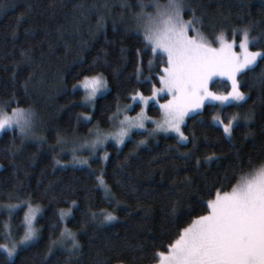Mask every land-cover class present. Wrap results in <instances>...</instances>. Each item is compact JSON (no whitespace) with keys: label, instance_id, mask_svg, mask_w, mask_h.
<instances>
[{"label":"trees","instance_id":"obj_1","mask_svg":"<svg viewBox=\"0 0 264 264\" xmlns=\"http://www.w3.org/2000/svg\"><path fill=\"white\" fill-rule=\"evenodd\" d=\"M158 2L164 5L167 0ZM142 3L145 12L152 10L154 0ZM120 4L121 0H0V108L33 110L41 120L42 137L28 139L17 130L0 136V232L11 217L15 236H21L27 204L41 208L37 219L40 239L35 246L20 251L13 260L0 250V264H41L50 240L63 231L60 212L67 208L72 210L68 227L83 245L79 264H95L97 253L112 257L110 264H156L153 253L165 250L169 237L175 238V227L165 220L164 198H144L145 190L163 192L173 182L183 187L185 178H191L189 198L182 209L191 205L195 211L180 217L182 228L195 216L205 214L197 200L211 198L210 187L225 184L224 191H230L225 175L230 177L234 167L238 175L248 171L246 163L241 170L237 153L245 162L249 158L254 163L264 160V85L258 82L264 60H260L254 71L238 76L247 102L239 106L206 103L182 128L188 143L178 144L174 134L136 131L123 146L110 142L91 156V170L69 164L97 130L114 132L120 119L139 112L141 105L134 103L133 96H151L152 86H160L158 77L165 64L144 50L136 32L135 14L141 11L140 3L127 0L128 7ZM93 5L99 13L91 10ZM192 10L203 19L201 31L210 41L221 33L233 39L232 30L255 25L250 33V40L255 39L251 48L264 51V0H188L184 18L191 19ZM100 15L105 17V26L98 31ZM235 39L240 42V34ZM97 74L106 78L109 89L90 108L83 102L84 91L73 85L86 75ZM211 90L226 95L231 84L216 79ZM250 113L252 119L246 123L244 118ZM88 114L91 118L86 120ZM149 114L160 117V108L152 104ZM233 116L240 118L239 126L228 136L223 126ZM184 152H192V158L186 161L179 155ZM105 154L107 162L100 159ZM210 154L220 159L197 169L196 159L203 161ZM102 172L119 206L115 201L109 204L104 190L97 186L96 177ZM149 207L153 210L151 219L144 221V209ZM101 209L117 220L101 225L103 217L98 215L93 221L89 212ZM141 225L146 227L141 229ZM108 241L117 245L142 243L145 251L137 252L136 259L127 251L117 255L107 251ZM66 255L57 251L50 264H65Z\"/></svg>","mask_w":264,"mask_h":264},{"label":"snow or ice","instance_id":"obj_2","mask_svg":"<svg viewBox=\"0 0 264 264\" xmlns=\"http://www.w3.org/2000/svg\"><path fill=\"white\" fill-rule=\"evenodd\" d=\"M138 2L141 11L135 14L136 32L141 36L144 50H150L153 56H159L165 66L160 69L161 74L158 77L160 86L158 88L155 85L152 86V95L144 97L137 93L132 99L147 105L161 93L170 97L166 103L159 105L162 119L153 121L155 128L149 134L175 133L178 138L177 143L186 144L189 139L182 130L186 117L192 113H198L205 107L206 102L238 106L247 102L248 97L240 91L241 85L237 77L254 71L258 67V61L264 60V51L249 50L250 44L255 43V39L250 40V33L255 25L232 30L231 42L225 38L223 33L214 36L213 41L218 42L219 47H213V41H210L201 31L204 26L203 19L196 16L195 10H192L191 19L184 20L183 15L188 7V0H167L164 5L154 0L155 14L145 13L142 0ZM120 6L128 7L127 0H121ZM103 8L107 9L108 4L104 3ZM91 10L97 13L100 11L95 5ZM104 26L105 17L100 15L96 22V29L102 30ZM190 30L194 33L193 35H189ZM237 34L241 36L238 45L235 39ZM237 47L240 49L239 52L235 50ZM139 53L138 49L137 55ZM152 64L153 61L150 59L148 61L149 71H151ZM137 72L140 73L139 67ZM216 76L226 77L231 82V90L226 95L210 90L209 84ZM258 82L264 85V71L259 75ZM73 87L74 89L82 88L85 93V103H91L98 93L107 89V81L102 74L86 75ZM12 113L13 115L9 116L3 108H0V131L15 126L19 128L22 136H28L33 128L34 113L30 109L20 108L12 109ZM85 119H90V117H85ZM149 119L143 110L134 119L125 117L120 121V130L114 137L116 143L123 144L125 137L130 136L133 128L144 129L145 121ZM213 119L218 123H223L218 117ZM244 119L247 123L252 119V114L250 113ZM239 120L238 116H233L229 123L223 126L224 133L231 136L233 128L239 126ZM109 138L97 130L96 140L91 144L81 145V148H89L91 154L95 155L97 148ZM194 141L193 134L192 142ZM140 143L144 144L146 141ZM179 155L187 161L192 158L193 154L184 152ZM236 155L241 170L246 163L248 171L238 175L234 167L230 177L225 175L224 180L231 185L230 191H224L225 184H221L220 187H215V185L210 187L208 192L211 198L206 202L202 198L197 200V205L203 204L205 214L195 216L185 227H179L180 217L185 214L191 216L195 211L191 205L182 209L184 200L189 198L187 189L192 184L191 178H185L183 187L173 182L163 192H158L156 189L145 190L144 198L159 196L164 198L162 207L165 210V220L175 227L173 233L175 238L169 237L170 242L165 246V250L153 253L152 258L157 261V264H264V160L254 163L249 158L245 162L240 158L239 153ZM100 159L107 162L109 157L105 154ZM219 159L220 157L215 154H210L206 155L203 161L196 159L195 164L199 169ZM72 163L87 166L91 170L87 159L80 160L74 156ZM96 180L97 186L104 190L105 200L109 204L115 201L119 206V201H116L107 185L103 172L96 177ZM232 180L236 183L231 184ZM213 188H215L214 191ZM72 203L76 205L75 201ZM28 207L22 238L18 241L14 240L10 245L0 244V250L6 253L9 259L17 256L20 251L34 247L40 239L39 229L33 225L40 210L32 208L31 205ZM152 211L150 207L144 209L142 219L144 221L151 219ZM66 215L70 216L71 212L65 213L61 210L60 218L63 219ZM89 215L93 221L98 215L103 217L100 220L101 225H108L117 220L116 216L104 209L99 210L98 213L90 211ZM140 227L143 229L146 225ZM89 243L93 241L90 240ZM69 244L70 247L67 246ZM105 247L108 252H114L117 255L127 251L132 254L133 259H136L137 252L145 251V245L142 243L117 245L108 241ZM59 250L67 254L65 264H79L83 254V245L74 233L64 229L56 240H50L47 251L41 258V264H50V257ZM111 259L110 256L102 257L100 253H97L95 264H110Z\"/></svg>","mask_w":264,"mask_h":264},{"label":"rangeland","instance_id":"obj_3","mask_svg":"<svg viewBox=\"0 0 264 264\" xmlns=\"http://www.w3.org/2000/svg\"><path fill=\"white\" fill-rule=\"evenodd\" d=\"M155 11H156V9H155V6H154V4H153V8H152V10H147V11H145V13H152V14H155ZM183 18H184V15H183ZM184 20L185 21H187V20H189V19H186V18H184ZM194 33H192L191 32V30L189 31V35H193ZM227 39V38H226ZM229 42H231L232 41V39H227ZM236 43H237V45L239 44V42L236 40ZM213 47H219V44H217V45H213ZM237 52H239L240 51V49H239V47H237L236 49H235ZM249 50L250 51H254L252 48H251V44H250V46H249ZM104 77V76H103ZM105 78V77H104ZM216 79H225V80H227V78L226 77H220V76H216V77H214L213 78V80H212V82L214 81V80H216ZM237 79H238V77H237ZM105 80H106V78H105ZM107 81V80H106ZM212 82H210V84H209V88H210V90H211V83ZM230 82V81H229ZM230 84H231V82H230ZM80 89H82V88H80ZM108 89H109V87H108V83H107V89L106 90H103V91H101L100 93H98V95H97V97L95 98V100L93 101V102H91V103H85V97H84V104L85 105H87V106H89L90 108H93L94 107V105H95V101H96V99L98 98V97H100V96H102V95H104V94H106L107 92H108ZM83 90V89H82ZM84 91V90H83ZM212 91V90H211ZM240 91H241V89H240ZM242 92V91H241ZM85 94V93H84ZM246 95V94H245ZM144 97H149V96H144ZM165 97H167L166 99H165ZM167 99H170V97H168V96H166L165 94H163V93H161L159 96H157L156 98H155V100H151V101H149V103L147 104V105H145V104H143L142 102H140L139 100H134V103H139L140 105H141V107H140V110H139V112L138 113H136V114H134V115H126V116H124L122 119H120L119 121H118V125H117V129H116V131H114V132H110V133H104V132H100L102 135H106V136H109L110 138L103 144V145H101L100 147H98L97 148V150H96V153H98L100 150H103V148L108 144V143H110V142H113V143H115L118 147H121V146H123V144L125 143V141L127 140V139H129L131 136H132V134L134 133V132H136V131H147V130H150L151 132H152V130L155 128V124L153 123V121H160L161 119H162V112H161V115H160V117H154V116H152V115H150L149 114V110H150V106L152 105V104H155V105H157L158 107H159V105L160 104H163V103H166V101H167ZM207 103V102H206ZM211 103H218V102H211ZM20 109H25V110H29V109H27V108H20ZM31 110V109H30ZM144 111V113H145V115L147 116V117H149L150 119L149 120H146L145 121V128L144 129H138V128H133L132 130H131V133H130V136L129 137H125V139H124V143L123 144H118V143H116V140L114 139V137L116 136V134L119 132V130H120V127H121V125H120V121L121 120H124L125 119V117H128V118H130V119H134L141 111ZM161 111V110H160ZM4 112H6L9 116H12L13 115V113H12V110L11 111H4ZM31 112L32 113H34V122H33V128H32V131H31V133L28 135V136H25L26 138H28V139H32V140H38V139H40V138H42L40 135H39V131H40V124H41V120H40V118L36 115V113L33 111V110H31ZM192 114H194V113H192ZM191 115V114H190ZM189 115V116H190ZM85 117H90L91 118V116H90V114H88L87 116H85ZM187 118L188 117H186V120H187ZM86 120H89V119H86ZM186 120H185V122H186ZM7 130H17L19 133H20V131H19V128H16L15 126L13 127V128H11V129H5V130H3V131H0V136L5 132V131H7ZM158 133H164V132H158ZM164 134H174L175 135V133H164ZM94 140H96V132L95 133H93L92 134V137H91V139H90V141H88V142H86V143H84L83 145H85V144H91V142L92 141H94ZM79 150H81V151H79ZM78 151L80 152V153H78V155H74L77 159H80V160H84V159H87L88 161L90 160V158H91V156H95L96 155V153H95V155H92L91 154V150L89 149V148H80ZM84 154H86V155H84ZM73 156V157H74ZM86 156V157H85ZM104 156V155H103ZM72 161H73V158H72V160H71V162L69 163L70 165H72V166H75V165H78V166H82V165H80V164H73L72 163ZM2 169V165L0 164V170ZM28 205H31V207L32 208H38L40 211H39V213L37 214V218H36V220L35 221H33V225H34V227L35 228H37V229H39L38 228V225H37V219H38V217H39V215L41 214V208L39 207V206H37V205H33V204H30V203H28L27 204V207H26V209H27V211H26V213H28V211H29V207H28ZM14 208V207H13ZM63 211L65 212V213H68V212H71V215H72V210L71 209H69V208H67V209H63ZM26 213H25V215H26ZM71 215L70 216H68V215H66L63 219H61L62 220V222H63V230L64 229H68V230H70L71 231V229L68 227V224H67V221H68V219L71 217ZM11 217H9V219H7V220H5V224H4V229H3V231L2 232H0V244H8V245H10L14 240L15 241H18L20 238H22V236H23V234L21 235V236H19V237H16L15 236V233H14V230H13V228H12V224H11ZM24 221H25V216H24ZM23 224H24V222H23ZM72 233H74L73 231H71ZM75 234V233H74ZM76 235V234H75ZM71 245L69 244V246L68 247H70ZM16 257V256H15ZM15 257H13V258H11L10 260H13ZM157 264V263H156Z\"/></svg>","mask_w":264,"mask_h":264}]
</instances>
